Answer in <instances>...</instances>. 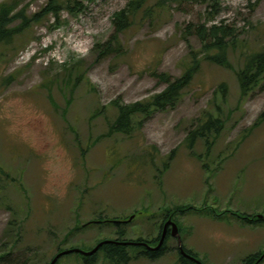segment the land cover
I'll return each mask as SVG.
<instances>
[{
    "label": "rangeland",
    "instance_id": "rangeland-1",
    "mask_svg": "<svg viewBox=\"0 0 264 264\" xmlns=\"http://www.w3.org/2000/svg\"><path fill=\"white\" fill-rule=\"evenodd\" d=\"M130 1L0 0V12L22 14L9 27L27 20L0 43V264H49L104 239L155 246L170 218L179 233L164 254L128 246L126 264H182L181 245L203 264L264 252V79L244 95L238 78L246 54L264 50V0H149L155 17L139 11L115 38ZM214 25L230 67L207 59ZM194 63L175 108L115 129L117 104L150 100L166 87L158 74ZM209 115L222 128L189 148ZM57 264L88 263L73 252ZM92 264L114 263L100 251Z\"/></svg>",
    "mask_w": 264,
    "mask_h": 264
},
{
    "label": "trees",
    "instance_id": "trees-1",
    "mask_svg": "<svg viewBox=\"0 0 264 264\" xmlns=\"http://www.w3.org/2000/svg\"><path fill=\"white\" fill-rule=\"evenodd\" d=\"M160 1L156 3V6L158 8L161 5ZM148 2L149 0H131L124 8H122L121 10L115 13V17H114L115 38L118 37L119 33L125 31L127 28L131 26L134 16H136V14L139 11L144 10L146 17L149 18L155 17L156 10L154 7L149 6ZM48 9L49 11L58 14L57 8L54 7L52 4L49 5ZM8 15H10V9L3 7L0 12V43L3 41L10 42L13 36L16 33L21 32L22 29L27 25V20H25V17H23V21L21 22L20 25L16 27H9L13 19L19 18L20 16H22V14L19 13L12 15L10 17ZM38 20L39 17L37 14H35L32 18V21H38ZM211 29L213 33V35L211 34L213 36V39L212 37L209 38L206 36L204 38V44L208 53L207 59L213 63L230 67V62L227 57V48H226L227 43L225 40L224 29L221 26H216V25L212 26ZM212 50H215L217 52L211 53ZM105 51L107 52L112 51L109 48V45L106 46ZM199 67H200L199 63H194L182 75L178 77H173L169 73L162 72L161 74H158V76L163 82L166 83V87L162 91L152 96L150 100L146 102L137 101L132 104H117L119 115L114 124L115 129L123 133H129V131L132 128V117L137 112L152 114L154 111L175 108L183 97L184 89L187 88L192 83L194 76L197 73ZM238 78L240 82L241 92L244 95L253 91L258 85L262 83L264 79V50L254 51L252 53L246 54L245 64L238 71ZM222 88L223 90L226 88L225 84L222 85ZM262 117H264V111L262 113ZM221 128H222V123L220 122V120L216 119L212 115H209L207 117V120H205L198 128L192 130L188 134L187 136L188 147L192 148L198 139L207 138V136L212 131L218 133ZM247 216L250 218V215ZM257 221H262V219H258ZM91 223H96V222L92 221ZM119 235L124 236L125 232L120 231ZM161 235H162V231L160 235L156 238L158 243L161 238ZM168 239L169 236H166L164 244L159 249H155V250L149 249L142 244L125 245L118 243H107L101 246L100 249L92 255H88V256L83 254L82 255L86 263L92 264L96 261L99 252L104 251L106 253L107 258L112 263L126 264L130 261L132 257L131 254L127 252L126 250L127 247L138 246L143 248L142 251L143 255L147 256L150 259H156L164 254ZM116 240H127V239H116ZM134 241H139V242L145 241L151 245H154L152 244L151 241L144 240L143 238H138ZM184 249L187 252L192 253L193 255L196 256V254L193 253L191 250L185 247ZM59 251H61V249ZM263 254L264 252L260 255V257ZM257 256L258 254L248 256L244 260L243 264H256L260 258L259 257L258 259L255 260V257ZM180 259L182 261V264H197L194 261H192L190 258L183 255L181 252H180ZM262 260L263 259H261V261ZM58 262L59 260L57 261V263Z\"/></svg>",
    "mask_w": 264,
    "mask_h": 264
},
{
    "label": "water",
    "instance_id": "water-1",
    "mask_svg": "<svg viewBox=\"0 0 264 264\" xmlns=\"http://www.w3.org/2000/svg\"><path fill=\"white\" fill-rule=\"evenodd\" d=\"M133 217L134 216H132L130 219H132ZM97 221H100V220H96L95 222H97ZM115 221L119 222V221H123V220L117 219ZM89 223H91V222H89ZM169 225H171L172 235L173 236L178 235V233H179L178 224L174 220H172L170 218L164 223V226H163V229H162L161 238L159 240V243L157 245H155V246H153V245H151V244H149L148 242H145V241L139 242V241H134V240L104 239V240L100 241L99 243H97L93 248H91L89 250H83V249L77 248V247H72V248H68V249H65V250H61L52 258V260L50 261L49 264H56L57 261L63 255L69 254V253H73V252L81 253V254L86 255V256L92 255V254L96 253L100 249L101 246H103L104 244H107V243H118V244H125V245L142 244V245L146 246L149 249H153V250L159 249L164 244L165 238L167 236V230H168V226ZM180 250H181V253L183 255L191 257L192 259H194L196 261L197 264H203V262L201 260H199L197 257L187 253L182 245L180 246ZM263 257H264V254L259 258L258 262L261 261V259H263Z\"/></svg>",
    "mask_w": 264,
    "mask_h": 264
},
{
    "label": "flooded vegetation",
    "instance_id": "flooded-vegetation-1",
    "mask_svg": "<svg viewBox=\"0 0 264 264\" xmlns=\"http://www.w3.org/2000/svg\"><path fill=\"white\" fill-rule=\"evenodd\" d=\"M164 226V225H163ZM167 236H169V238H170V236H173L172 235V229H171V225H169L168 226V230H167ZM169 240V239H168ZM179 251L181 252V250H180V247H179ZM186 251V250H185ZM187 252V251H186ZM187 253H189V252H187ZM189 254H191V255H193L192 253H189ZM193 256H195V255H193ZM186 257H188V256H186ZM195 257H197V256H195ZM188 258H190L192 261H194L195 263H196V261L194 260V259H192L191 257H188ZM198 258V257H197ZM260 262V261H259ZM256 263V262H255ZM257 264H259V263H257Z\"/></svg>",
    "mask_w": 264,
    "mask_h": 264
}]
</instances>
